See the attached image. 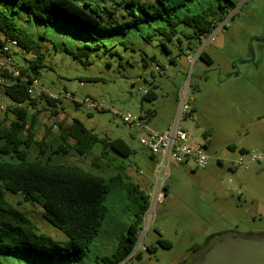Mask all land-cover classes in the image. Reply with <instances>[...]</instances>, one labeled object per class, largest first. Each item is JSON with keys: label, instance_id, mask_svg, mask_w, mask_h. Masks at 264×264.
<instances>
[{"label": "rangeland", "instance_id": "obj_1", "mask_svg": "<svg viewBox=\"0 0 264 264\" xmlns=\"http://www.w3.org/2000/svg\"><path fill=\"white\" fill-rule=\"evenodd\" d=\"M236 4L234 14L220 31L224 35L223 45L212 42L203 48L211 63L199 57L203 46L195 39L191 40L196 45L194 49L181 35L172 36L170 41L161 35L154 36L147 44L134 28L127 35H98L106 45L82 62L66 50L57 49L58 46L73 47L95 42L94 39L70 29L62 39L51 34L55 40L52 41L48 35L51 32L40 39L39 32L47 29L37 26L34 39L41 47L45 63L39 69L40 83L55 91L67 90L79 101L90 97L105 106L98 111L84 103L76 107L74 100L64 99L57 114L41 110L38 137L47 126L57 124L65 128L71 119L77 118L99 137L121 138L133 149L128 158L117 157L110 168L105 167L103 175L109 186L107 221L93 240L91 251L81 260L62 264H96L103 256L112 254L133 220L132 201L141 195L136 189L146 194L156 185L159 157L150 156L139 142L140 133L132 131L111 110L132 116L148 115L149 127L163 131V125L176 121L179 93L185 87L192 119L183 118L179 126L205 144L210 161L206 166H197L193 160L170 166L163 201L156 203L152 222L142 225L133 254L120 264H189L203 247L223 234H264V161L251 162L248 155L264 154V0H236ZM116 14L118 20L129 19L122 8ZM160 39L165 40L169 52ZM25 56L32 59L36 53ZM16 60L20 62L22 57L17 54ZM147 91L155 93L156 98H144ZM3 98L0 89V100ZM46 104L42 100L37 106L43 109ZM4 115L5 111L0 109V117ZM99 154L100 146L96 145L87 157L72 153L70 160L88 167ZM240 159L245 164L231 168ZM7 198L41 232L61 245L67 244V236L44 217L40 205L19 203V194L7 193ZM159 241H167L171 246H162Z\"/></svg>", "mask_w": 264, "mask_h": 264}, {"label": "trees", "instance_id": "obj_2", "mask_svg": "<svg viewBox=\"0 0 264 264\" xmlns=\"http://www.w3.org/2000/svg\"><path fill=\"white\" fill-rule=\"evenodd\" d=\"M235 5L236 0L142 3L139 0H0V53L7 39L16 40V48L23 50L19 53L16 48L12 50L17 76L0 67V75L10 79L2 89L4 96L15 103L0 117V264H62L83 259L107 221L109 186L105 167L110 168L117 157L128 158L133 153L123 139L99 137L77 118L65 128L57 124L47 126L38 137L41 110L57 114L63 100L29 97L28 89L34 79H39V69L45 66L44 54L34 39L39 30L37 26L47 29L39 32L40 39L46 38L47 32H51L48 35L52 41H55L52 36L62 39L69 29L94 39L95 42L73 47L63 44L57 48L83 62V58L89 59L93 52L106 45L100 40L101 34L127 35L132 28L139 31L138 35L147 44L159 35L167 41L181 35L190 44L192 39L199 42L202 35L213 31L214 20H222ZM119 8L126 10L129 19H117ZM163 39H160L163 48L169 52ZM33 51L36 56L28 59L25 53ZM17 54L22 57L20 62L16 60ZM199 57L212 62L204 50ZM144 98L154 100L156 96L148 91ZM42 100L47 104L40 109L37 105ZM74 103L76 107L81 105ZM96 145L100 146V154L94 156L90 166L70 160L72 153L87 157ZM136 190L141 195L132 201L133 220L126 227V233L118 240L114 252L96 264H120L133 254L149 207L146 194ZM7 193L19 194L22 198L19 203L30 202L44 208V217L67 236V244L61 245L41 232L35 222L9 201ZM159 243L171 246L167 241Z\"/></svg>", "mask_w": 264, "mask_h": 264}, {"label": "built area", "instance_id": "obj_3", "mask_svg": "<svg viewBox=\"0 0 264 264\" xmlns=\"http://www.w3.org/2000/svg\"><path fill=\"white\" fill-rule=\"evenodd\" d=\"M237 6L238 5L236 4L230 9L222 20L214 22L213 31L216 30L220 32L223 29L224 25L227 24L228 19L234 14V10ZM210 35V33L202 35L200 38L201 43H207L210 39H213V35ZM203 45L204 44H202V46ZM16 46V40L7 39L3 47V52L0 53V67L8 70L13 77L18 75L17 69L14 68L16 61L12 54V50L16 48ZM202 50L203 49H201L200 52ZM189 57L190 60L194 62L191 55H189ZM9 80L10 79L7 76L0 75V89H3ZM147 92H145V94ZM28 94L31 99L47 97L53 100H64L69 98L80 104L84 103L90 109L101 111L105 108L103 103L90 97H85L82 101H79L73 93L68 92L67 90L55 91L47 88L40 83L39 79L33 80L31 87L28 89ZM14 104L15 103H12L6 96H4L3 100H0V109L6 111L8 106ZM111 112L115 116H118L132 131H138L140 133V144L149 151L151 155L159 157L158 164L155 168V173L157 175L155 188L150 193H146V196L149 199V207L144 215L143 224L146 223V225H148L152 222L151 219L153 217L156 203L162 202L165 197V180L169 175L170 166L172 164L184 165L189 160H193L197 166H206L209 163L211 156L205 151V144L194 140L185 129L179 126V123L183 118L192 119L188 87H185L180 91L176 121L174 125L166 131H159L150 128L148 125V119L144 115L132 116L130 113H117L113 110H111ZM248 155L249 161L251 162L264 161V154L249 152ZM249 161H247L246 164ZM242 164H245V161L240 159L237 163L233 162L232 166L237 168Z\"/></svg>", "mask_w": 264, "mask_h": 264}, {"label": "water", "instance_id": "obj_4", "mask_svg": "<svg viewBox=\"0 0 264 264\" xmlns=\"http://www.w3.org/2000/svg\"><path fill=\"white\" fill-rule=\"evenodd\" d=\"M193 264H264V234H223Z\"/></svg>", "mask_w": 264, "mask_h": 264}, {"label": "crops", "instance_id": "obj_5", "mask_svg": "<svg viewBox=\"0 0 264 264\" xmlns=\"http://www.w3.org/2000/svg\"><path fill=\"white\" fill-rule=\"evenodd\" d=\"M210 34L211 35H213V39H210L206 44L205 43H201V40L199 41V43L200 44H204L203 46L205 47L207 44H209V43H212V42H214L215 43V45H217V46H221V45H223V42H224V35L222 34V33H220V32H218V31H212V32H210ZM210 35V36H211ZM187 40V39H186ZM187 44L188 45H191L190 47L191 48H196V45L195 44H190V42H188V40H187ZM203 47V48H204ZM202 48V49H203ZM203 51V50H202ZM205 51V50H204ZM200 52V51H199ZM206 52V51H205ZM207 53V52H206ZM208 54V53H207ZM190 54H188V56H189ZM208 57L211 59V57H210V55L208 54ZM212 60V59H211ZM194 62H195V60H194ZM61 115V118H62V114H60ZM147 119H148V115H144ZM71 121H72V119L68 122V125L71 123ZM50 124H51V122H49ZM174 123H175V121H171L170 123H168V124H166V125H163L162 126V130L163 131H166V130H168V129H170L173 125H174ZM44 125V124H43ZM67 125V126H68ZM56 128V127H55ZM210 143V142H209ZM209 143H206V145L207 144H209ZM210 145V144H209ZM231 146V145H230ZM234 147V146H233ZM243 150L245 149L244 147L242 148ZM111 156H113L114 154L113 153H109ZM150 156H151V153H150ZM114 157H115V155H114ZM220 161V160H219ZM231 168H234V169H236L235 167H231ZM117 175H119V172L117 173ZM129 225V224H128ZM127 225V226H128Z\"/></svg>", "mask_w": 264, "mask_h": 264}, {"label": "flooded vegetation", "instance_id": "obj_6", "mask_svg": "<svg viewBox=\"0 0 264 264\" xmlns=\"http://www.w3.org/2000/svg\"><path fill=\"white\" fill-rule=\"evenodd\" d=\"M205 248L206 247H203V249L201 250L200 254L198 256H196L191 262H189V264H193L195 260H197L198 258L202 257V255L204 254Z\"/></svg>", "mask_w": 264, "mask_h": 264}]
</instances>
